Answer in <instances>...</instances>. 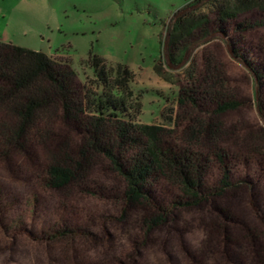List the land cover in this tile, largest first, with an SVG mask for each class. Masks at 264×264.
Segmentation results:
<instances>
[{"label":"rangeland","instance_id":"374dc122","mask_svg":"<svg viewBox=\"0 0 264 264\" xmlns=\"http://www.w3.org/2000/svg\"><path fill=\"white\" fill-rule=\"evenodd\" d=\"M235 6L230 0H0L1 42L69 62L75 80L94 92L102 87L91 60L101 58L138 124L208 155L213 184L222 179L216 155L225 156L231 172L221 196L197 208H167L165 222L149 229L146 221L169 198L128 201L125 181L104 157L90 158L83 186L45 187L46 166L83 141L59 121L33 159L0 160V189L11 198L0 205V264H264V76H255L264 72V8L238 10L220 30V8ZM240 24L247 31L235 32ZM205 28L213 31L209 38ZM119 65L130 74L119 73ZM222 102L236 106L218 114ZM51 227L78 234L51 242Z\"/></svg>","mask_w":264,"mask_h":264},{"label":"trees","instance_id":"16d2710c","mask_svg":"<svg viewBox=\"0 0 264 264\" xmlns=\"http://www.w3.org/2000/svg\"><path fill=\"white\" fill-rule=\"evenodd\" d=\"M230 1L236 5L233 10L222 7L218 12L220 30L238 10L264 8V0ZM247 27L237 25L235 32L247 31ZM201 33L209 38L213 31L205 28ZM223 33L228 35L227 31ZM234 52L241 58L240 51ZM91 62L101 92L79 84L69 62L0 41V160L8 161L12 155L33 159V150L39 143L52 140L55 125L62 121L83 141L77 150L46 166L41 180L45 187L63 191L77 184L83 186L90 158L104 157L125 181L124 197L128 201H152L158 193L169 198V204H158V215L146 221L149 229L165 222L167 208H197L231 186L225 156L216 155L222 177L217 186L211 182L212 161L208 155L177 145L158 127L138 124L127 98L117 95V88L110 84L105 62L97 56ZM122 67H117L119 73L129 75V70ZM255 76L262 79L264 72ZM183 96L179 95L181 103ZM258 103L261 108L259 95ZM235 106L222 102L218 114ZM206 132L211 137L212 126ZM9 200L10 192L1 188L0 205ZM49 231L51 242L72 241L78 234L58 227Z\"/></svg>","mask_w":264,"mask_h":264}]
</instances>
